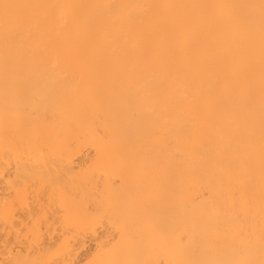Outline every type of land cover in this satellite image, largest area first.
<instances>
[{
	"label": "bare ground",
	"instance_id": "bare-ground-1",
	"mask_svg": "<svg viewBox=\"0 0 264 264\" xmlns=\"http://www.w3.org/2000/svg\"><path fill=\"white\" fill-rule=\"evenodd\" d=\"M0 264H264V0H0Z\"/></svg>",
	"mask_w": 264,
	"mask_h": 264
}]
</instances>
